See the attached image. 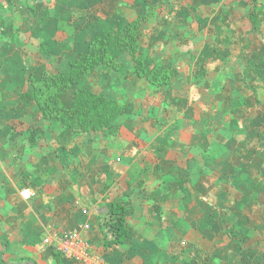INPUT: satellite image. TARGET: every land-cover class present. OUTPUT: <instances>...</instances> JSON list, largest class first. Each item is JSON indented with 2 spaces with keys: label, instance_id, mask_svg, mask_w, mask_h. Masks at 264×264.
<instances>
[{
  "label": "crops",
  "instance_id": "obj_1",
  "mask_svg": "<svg viewBox=\"0 0 264 264\" xmlns=\"http://www.w3.org/2000/svg\"><path fill=\"white\" fill-rule=\"evenodd\" d=\"M253 2L0 0V264H56L55 250L78 255L72 264H264V18L251 31L242 19ZM141 14L137 53L168 82L124 53L61 97L116 100L104 131L76 134L21 96ZM111 201L128 238L100 253ZM68 234L88 250L56 241Z\"/></svg>",
  "mask_w": 264,
  "mask_h": 264
},
{
  "label": "trees",
  "instance_id": "obj_2",
  "mask_svg": "<svg viewBox=\"0 0 264 264\" xmlns=\"http://www.w3.org/2000/svg\"><path fill=\"white\" fill-rule=\"evenodd\" d=\"M5 4L11 6L13 0H5ZM258 12L264 18V4L260 6L254 0L249 13L242 16V19L251 25L250 31L255 27L254 17ZM146 20L147 16L141 14L122 29L109 27L101 35L92 37L87 50L70 62L69 70L54 73L44 71L38 78L29 79V90L21 96L37 105L44 120L59 122L76 134L104 131L119 111L116 100L81 88L74 91L71 105L68 107L63 105L61 97L64 92L92 73L96 66L106 64L112 68L116 67V60L124 53L132 55L136 71L146 76L150 82L155 84L168 82V72L165 68L146 70L137 53L139 39L136 32L144 26ZM248 43L249 40L245 47ZM97 223L101 235L97 247L100 253L122 244L128 238L125 208L120 203L108 202L100 210ZM6 245L7 240L0 238V248ZM54 260L56 264L73 263L57 250L54 251Z\"/></svg>",
  "mask_w": 264,
  "mask_h": 264
},
{
  "label": "built area",
  "instance_id": "obj_3",
  "mask_svg": "<svg viewBox=\"0 0 264 264\" xmlns=\"http://www.w3.org/2000/svg\"><path fill=\"white\" fill-rule=\"evenodd\" d=\"M61 240H69V241H74V242H76V244H77L78 246H80V250H81V252H83V253H85V252L88 250V247H87L86 244L83 242V240H81V239H75L74 236H73V234H68L67 236H65L64 238H61V239L56 238V241H61ZM50 241H51V240H49V239H45V242H46V243H49ZM61 253L63 254V256H64L65 258L71 259V260H73V261H75V262H78V263H79V261H80V258L78 257V255H75V254H73V253H70V252L67 251V250L62 251Z\"/></svg>",
  "mask_w": 264,
  "mask_h": 264
},
{
  "label": "water",
  "instance_id": "obj_4",
  "mask_svg": "<svg viewBox=\"0 0 264 264\" xmlns=\"http://www.w3.org/2000/svg\"><path fill=\"white\" fill-rule=\"evenodd\" d=\"M95 212H96V213H98V212H99V210H98V209H96V210H95Z\"/></svg>",
  "mask_w": 264,
  "mask_h": 264
},
{
  "label": "snow or ice",
  "instance_id": "obj_5",
  "mask_svg": "<svg viewBox=\"0 0 264 264\" xmlns=\"http://www.w3.org/2000/svg\"><path fill=\"white\" fill-rule=\"evenodd\" d=\"M24 195H25V196H27V195H28V193H24Z\"/></svg>",
  "mask_w": 264,
  "mask_h": 264
},
{
  "label": "rangeland",
  "instance_id": "obj_6",
  "mask_svg": "<svg viewBox=\"0 0 264 264\" xmlns=\"http://www.w3.org/2000/svg\"><path fill=\"white\" fill-rule=\"evenodd\" d=\"M32 15V11H31V13H30V16Z\"/></svg>",
  "mask_w": 264,
  "mask_h": 264
}]
</instances>
